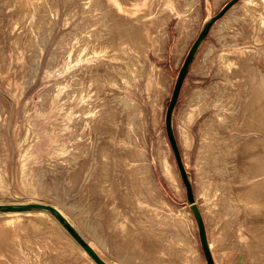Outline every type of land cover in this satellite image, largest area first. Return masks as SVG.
Instances as JSON below:
<instances>
[{
    "label": "rangeland",
    "instance_id": "obj_1",
    "mask_svg": "<svg viewBox=\"0 0 264 264\" xmlns=\"http://www.w3.org/2000/svg\"><path fill=\"white\" fill-rule=\"evenodd\" d=\"M230 0H0V204L56 207L106 264H206L164 115ZM217 264H264V0L197 51L172 117ZM0 264H94L48 215L0 213Z\"/></svg>",
    "mask_w": 264,
    "mask_h": 264
},
{
    "label": "water",
    "instance_id": "obj_2",
    "mask_svg": "<svg viewBox=\"0 0 264 264\" xmlns=\"http://www.w3.org/2000/svg\"><path fill=\"white\" fill-rule=\"evenodd\" d=\"M239 1L241 0H230L214 16L210 17L208 20L204 22L200 32L198 33L192 45L190 46L182 62V65L178 71V74H177V77H176V80H175V83L172 89L171 97L166 107L165 115H164V128H165L166 138L170 146V149L172 151L174 161H175V164H176L179 176H180V180L185 190L186 203L188 204L190 212L196 223L198 239H199L201 251H202L206 264H214V261H213L212 254H211L208 242H207L203 219H202V216H201V213L198 207L195 204L192 185L188 177V174L184 168V165L182 163L180 152H179V149H178L175 137H174V132L172 128V117H173L174 109L177 104L178 97H179L184 79L187 75L189 67L197 51L199 50L202 43L205 41L213 25L218 20H220L226 14V12ZM0 210L4 212H25V211L37 210V211H46L50 213L52 216L55 217V219L62 226H64L68 234L83 249V251L91 258L94 264H106L96 255V253L92 250V248L86 242H84V240L70 227V225L66 222L64 217L60 215L53 207L44 205V204L35 203V204H26V205H20V206H9V207L0 206Z\"/></svg>",
    "mask_w": 264,
    "mask_h": 264
},
{
    "label": "bare ground",
    "instance_id": "obj_3",
    "mask_svg": "<svg viewBox=\"0 0 264 264\" xmlns=\"http://www.w3.org/2000/svg\"><path fill=\"white\" fill-rule=\"evenodd\" d=\"M42 3V0H37V2H36V5H38V4H41ZM0 206H6V205H2V204H0ZM12 206H20V205H12ZM48 206H51V205H48ZM7 207H9V206H7ZM51 207H53L60 215H62L63 216V214L60 212V210H58L56 207H54V206H51ZM35 211H37V210H35ZM4 213V211H1L0 210V213ZM30 212H32V211H25V212H5V213H12V214H17V213H30ZM33 212H34V210H33ZM37 212H41V213H44V214H48L53 220H54V222L56 223V224H58L59 226H60V228L68 235V237H70V239L73 241V243H75L76 244V246H78V248L81 250V252L84 254V255H86V256H88L84 251H83V249L74 241V239L68 234V232L66 231V229L64 228V226H62L56 219H55V217L54 216H52L50 213H48V212H46V211H37ZM64 217V219L66 220V222L70 225V227L77 233V231L74 229V227H73V225H71V223L68 221V219L66 218V216H63ZM93 250V249H92ZM94 251V250H93ZM95 252V251H94ZM96 253V255L99 257V255L97 254V252H95ZM89 257V256H88ZM90 258V257H89ZM100 258V257H99ZM91 259V258H90ZM101 259V258H100ZM102 260V259H101ZM103 261V260H102ZM104 262V261H103Z\"/></svg>",
    "mask_w": 264,
    "mask_h": 264
},
{
    "label": "crops",
    "instance_id": "obj_4",
    "mask_svg": "<svg viewBox=\"0 0 264 264\" xmlns=\"http://www.w3.org/2000/svg\"><path fill=\"white\" fill-rule=\"evenodd\" d=\"M212 258H213L214 264H217L216 261H215L214 256H212ZM220 264H243V263H242V260L238 259L237 255L233 254L232 256H229V257L226 256L225 262L223 261Z\"/></svg>",
    "mask_w": 264,
    "mask_h": 264
}]
</instances>
